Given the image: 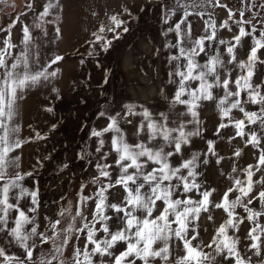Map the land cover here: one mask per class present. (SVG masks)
Wrapping results in <instances>:
<instances>
[{"label": "snow or ice", "instance_id": "6c2138e0", "mask_svg": "<svg viewBox=\"0 0 264 264\" xmlns=\"http://www.w3.org/2000/svg\"><path fill=\"white\" fill-rule=\"evenodd\" d=\"M205 3L227 7L221 5L220 0H201V3L196 0L180 3L177 0L178 8L164 13V23L167 24L177 11L182 10L180 19L167 29L165 35L174 32L177 37L175 44H167V47L177 49V54L169 57L170 64L175 62L168 73L169 82L176 86L169 102L170 112L177 105L185 106L186 110L176 112L174 116L162 112L158 119L148 108L139 106L141 110L137 111L138 106L133 104L124 105L123 117L120 113L108 115L101 111L99 115L106 117L107 125L90 132V137L97 138L95 152L101 153L94 165L98 176L90 181L97 188L92 195H84L85 186L81 185L76 211L67 227H61V218L66 211L61 210L57 214L59 218L45 217L48 222L43 231H38L40 225L35 215L39 208V189L30 190L23 185L24 179L32 172L22 174L20 156L14 154L31 138H20L21 127L16 121L25 94L55 78L60 69L53 68V65L63 57L54 54L41 63L29 26H22L19 45L12 42L9 31L2 41L3 47H0V236L7 245H15L20 252L9 253L6 245H0V264H264V224L261 223L264 218V78L260 83L253 82L257 64L264 65V60L258 56V52L264 49V18L258 21L261 24L258 29L253 24L255 16L244 19V8L239 11V19H235L233 10L228 9L227 19L217 27L211 13L189 11L203 7ZM27 7L31 10V3ZM252 7L255 5L248 10L251 11ZM260 7L264 8V4ZM60 11V0H44L42 11L36 14L32 27L47 36L44 25H55L54 39H59L61 29L57 22ZM193 14L201 18L208 16L204 20V34L199 37L193 36L192 24L187 22ZM109 21L107 28L102 23L98 31L92 33L94 40L89 41L99 43L105 52L113 40L120 38L117 29L125 23L116 14L111 15ZM14 24L15 21L12 26ZM185 24L186 27L182 28L181 25ZM233 25L238 33L231 40L217 38L220 29L232 32ZM245 25L250 27L246 29ZM106 30L115 33L113 40L106 38ZM123 31L127 32L128 28L123 27ZM245 37L251 38L247 59L238 60L237 48ZM220 45L226 46L227 61L221 54ZM13 49L17 51L14 53ZM94 54L93 48L88 55ZM202 54L205 57L203 62L198 59ZM233 71H237L235 78L232 77ZM214 90H220L222 95L214 94ZM203 101H213L216 105L221 120L216 135L231 126L235 129V137H240L245 147L251 145L259 153L255 164L240 168L235 163L232 165L228 174L231 186L219 202L212 199L217 189L206 187L203 180L198 181L203 175L197 171L201 153L191 152L186 156L184 152L193 137L202 136L198 109ZM249 104L257 105L258 109L248 110L246 106ZM233 110L242 113L243 119H235ZM129 116L140 118L132 134L135 142H129L125 130L120 127L121 119L126 124L133 123ZM185 117L191 119H182ZM189 125L193 127L189 129ZM251 125H257L260 133L252 130ZM246 128L249 130L245 131ZM105 133L112 134L108 144L110 151H102L106 143ZM35 136L44 138L38 131ZM206 143L204 165L209 163V154L217 156L215 142L207 140ZM241 152L236 149L234 155L238 158ZM113 153L114 163H101ZM80 158L83 159V155ZM222 159L218 157L215 162L220 164ZM112 169L116 171L114 181ZM116 186L122 187V200L111 202L108 193ZM193 193L195 195H191ZM25 198H30L31 202L26 210L21 207ZM88 201H94L91 219L82 210ZM254 202H258L259 208L253 206ZM213 208L222 210L226 219L214 228V235L205 244L197 222L201 213H206L207 220L213 221ZM238 208L246 215L237 213ZM245 220L251 227L241 238L237 233ZM49 230L51 235L47 234ZM98 232L103 236L98 237ZM82 235L83 247L73 244L71 256L66 257L65 250L70 241L73 237L80 241ZM42 245L50 247L45 250ZM121 245L122 250H117ZM37 249L40 251L34 258ZM253 257L259 259L253 261Z\"/></svg>", "mask_w": 264, "mask_h": 264}, {"label": "rangeland", "instance_id": "374dc122", "mask_svg": "<svg viewBox=\"0 0 264 264\" xmlns=\"http://www.w3.org/2000/svg\"><path fill=\"white\" fill-rule=\"evenodd\" d=\"M179 2L190 3L191 0H179ZM196 2L201 3V0H196ZM29 3L32 4V0H0V36L6 33L8 28H12L14 21L15 24L17 23V17L28 10L27 5ZM84 3L88 6V0ZM89 3L90 5L95 4L91 0H89ZM98 4H102L104 8L106 14L104 24L106 28L110 23L107 19V13L110 11L118 15L125 23L117 29V32L120 34L119 39L113 40L115 33L105 31L106 38L113 40L108 51H103L100 46L95 47L92 44L88 46V52L94 48L95 54L89 56L87 53L89 61L86 65L88 68L85 69V63H83V70L81 71L83 73L82 77L74 76L70 78V85L63 78L57 79L58 93L56 95V102L55 105H51V107L57 108V116L60 119L58 120L56 134L57 148L54 153L50 149L51 154L54 156L52 157L51 155V157L45 159L50 160V164L47 161L46 167L50 166L51 168L44 167L46 165H44V158H41L40 164L39 157H36V166L32 164L36 173L27 176L30 181H33L30 188L26 187L30 190L38 187V179L42 181L40 183L42 189L40 190L38 188L40 190L38 198L39 208L35 213L37 223L40 225L38 231L45 230V225L48 222L45 217H57V214L61 210H66L64 216L61 218V227H67L71 222V217L75 214L78 192L80 191L81 185L85 186L84 195H92L95 192L97 185L90 183V181L98 176L94 165L101 153L95 152L97 138L90 137V132L93 128L100 130L107 125L108 121L106 117L99 115L101 111L106 112L108 115L120 113L121 117H123L125 112L124 105L133 104L138 106L137 111L141 110L139 106L148 108L153 114V117L158 119L159 114L162 112L174 116L176 112L186 110L185 106L177 105L170 112L169 105L176 87L169 82L170 77L168 73L172 70L173 64L175 63L172 62L170 64L169 57L177 54V49L169 48L167 44H175L177 37L174 32L167 33V35L165 33L169 27H173L180 19L182 10L177 11V14L172 16L167 24L164 23V13L177 9V0H99ZM220 4L227 5V7H217L205 3L203 7L189 9V11L193 13H211L217 21V27H219L220 22L227 19L228 9H232L235 13L234 18L239 19V11L241 8H244V19L248 20L255 16L253 24H256L258 29L261 27L258 21L264 18V8L260 7L261 4H264V0H243V2L242 0H220ZM251 5H255V7H252L251 11H249L248 8ZM206 19H208L207 15L201 18L195 14L187 18V22L192 24L194 37H199L204 34V20ZM89 23V27H91L94 22L90 21ZM229 23L231 24V21ZM123 27H127L128 31L124 32ZM181 27L185 28L186 24L181 25ZM245 27L247 29L250 26L245 25ZM236 33H238V29L233 25L232 32H229L227 29H220L217 32V38L231 40L232 36ZM144 34H148L150 38L155 40L149 50L142 46ZM250 43V37L243 38L241 46L237 48L238 60L247 59ZM219 47L223 58L227 61L228 56L224 51L226 46L220 45ZM211 51L212 49H209V52ZM258 56L261 60H264V49L258 52ZM198 59L203 62L205 57L202 54ZM73 65V70L77 74L76 62H73ZM68 66H71L70 61L68 62ZM237 71H233V78L237 75ZM262 78H264V65L257 64L253 82L260 83ZM66 84H68L67 92H60L61 88L64 90ZM195 86L193 84V87ZM262 91H264V88H262ZM216 93L222 95L220 90H214V94ZM246 107L250 111L258 109L257 105L249 104ZM198 112L199 120L201 121L200 128L202 130V136L193 137L191 144L184 148V152L186 156L191 152L201 153L200 167L197 171L202 172L203 175L198 177V181L203 180L206 187L217 189L212 199L215 202H219L223 193L231 186L228 174L231 172L232 165L235 163L240 168L246 167L248 164H255L259 153L251 145L245 147L244 141L240 137H235V129L231 126L222 129L220 135H216V129L221 123V120L213 101H203ZM232 116L235 119H243V114L238 110H233ZM66 119L67 121H64ZM128 119L132 120L133 123L126 124L121 119L120 127L125 130L129 142H135L132 134L140 118L129 116ZM182 119H191V117ZM223 122L227 123V120ZM192 127V125H189V129ZM249 127L257 131L258 134L260 133L257 125H251ZM248 130V128L245 129V131ZM41 135L44 138L40 139V141L47 138L50 134L42 133ZM111 135V133H105L104 139L106 143L102 151H110L108 144ZM231 137H235V139L230 140ZM244 139H247V137ZM207 140H213L215 142L214 146L217 156L214 157L209 154L207 157L209 163L204 165L203 159L205 157L203 154L207 151ZM262 144H264V141H262ZM236 149L242 150L241 156L238 158L234 155ZM81 155H83V159L80 158ZM218 157H223L220 164L215 162ZM114 160L115 154L113 153L107 161H101V163L106 162L112 164ZM30 161L32 162L33 160L31 159ZM53 164L55 166H52ZM45 170H50V173H44L43 171ZM110 171L113 172L114 181L116 171L114 169ZM221 172L224 174L221 175ZM258 176L259 173L257 174ZM257 177H254V179ZM44 181L49 182L45 184ZM102 181L107 183L106 179L102 178ZM191 195L195 194L193 193ZM108 197L111 202L121 201L122 187L116 186L110 189ZM230 198L234 197L230 196ZM29 205L31 206V202ZM158 205L162 208L160 202H158ZM253 206L259 208L258 202H254ZM82 210L91 219L94 211V201H88L86 205L82 206ZM236 211L241 215H246L241 208H238ZM211 214L214 218L213 221H208L207 214L201 213V219L197 222L199 225L198 231L205 244L209 243L211 237L214 235V228L226 219V214L222 210L213 208L211 209ZM29 215L32 214L30 213ZM261 223L264 224V218H261ZM77 224L79 225V219H77ZM250 227L251 224L245 220L237 235L243 238ZM205 228L207 231H205ZM47 234L51 235V231L49 230ZM230 234H232L231 230ZM97 236L101 237L103 233L98 232ZM1 240L4 243L2 245L7 246L9 253H19L17 251L19 249L15 245H7V241L3 237ZM83 243V235L80 241H76L73 237V240L70 241L65 250V256H71L73 244H79L82 248ZM49 247L50 245L41 246L45 250ZM122 247V245L118 246L117 250H122ZM39 251L40 249H37L34 252V258ZM179 254L182 255L183 253ZM248 255H251V253H248ZM257 259L259 258L253 257V261Z\"/></svg>", "mask_w": 264, "mask_h": 264}, {"label": "crops", "instance_id": "0c3cea01", "mask_svg": "<svg viewBox=\"0 0 264 264\" xmlns=\"http://www.w3.org/2000/svg\"><path fill=\"white\" fill-rule=\"evenodd\" d=\"M95 2L94 5H90L88 0V6L84 2L87 0H60L62 6V11L59 12L60 20L57 22L60 29L61 35L59 39L55 38V25L45 24L44 27L47 29L48 35L45 36L40 29H36L33 24L36 22V14L42 11V5L44 0H32L31 10H26L18 16L17 23L8 28L7 32L1 34L0 36V47H3L2 41L8 36L9 31L11 32L12 42L19 45L22 39V26L27 24L32 32L33 43L38 46L40 52L41 63L46 59L51 58L52 55L58 54L63 57V60L58 62V64L53 65V68H59L60 71L55 78L50 79L49 82L44 83L36 88L31 89L25 94V98L20 101L19 116L17 118V123L21 127L20 138L26 139L31 138L30 141L24 144L23 148L18 150L15 155L20 156V172L23 174L25 172L36 173V157H39L40 164L41 158H44V165L49 163L50 160H45L47 157H51V151L54 153L57 148V126H58V116L57 108L51 107L55 105L56 95L58 93V78L65 79V82L70 85V78L82 77L83 73V63H85V69H87V63L89 61L87 57L88 46L92 43L94 37L93 32L98 31L100 25L104 24L105 11L102 4H98L99 0H91ZM102 1V0H101ZM112 10V9H111ZM95 13V15H94ZM91 14V15H90ZM107 19L113 13H107ZM47 19H52L48 17ZM94 22L91 27L89 22ZM100 22V24H98ZM105 25V24H104ZM106 26V25H105ZM105 35V34H104ZM154 39L150 38L148 34H144V39L142 41V46L146 49H151L150 47L154 43ZM92 46L99 47L100 44H92ZM17 49H13L15 53ZM71 62V66H68V62ZM83 61V63H81ZM73 62H76V71L73 70ZM52 69H50L51 71ZM87 75V74H86ZM85 76V75H84ZM67 79V80H66ZM64 86V90L60 89V92H67V85ZM55 89L56 91H53ZM71 91V90H70ZM82 93V92H81ZM47 108H51L52 111H46ZM64 121H67L64 120ZM31 125V128L29 127ZM56 127L53 129L52 126ZM40 134L48 133L50 134L44 140L35 138V131ZM52 134V135H51ZM37 152V153H36ZM44 155V157H42ZM54 155H52L53 157ZM33 160L32 162L30 160ZM35 159V160H34ZM53 162V159H52ZM31 164V165H30ZM33 164V165H32ZM50 164V163H49ZM47 164L44 166L46 167ZM52 166H55L53 164ZM46 168H51L46 167ZM50 170L43 171L44 173H50ZM38 188L41 190L40 181L37 180ZM49 181H44L46 184ZM25 187L32 186L33 181H30L27 177L22 182ZM32 183V184H31ZM39 190V191H40ZM40 195V193H39ZM38 195V198H39ZM30 198H25L21 201V207L25 210L30 206ZM14 214V213H13ZM12 214V215H13ZM3 236H0V244H4L1 240ZM20 252V250H17Z\"/></svg>", "mask_w": 264, "mask_h": 264}]
</instances>
